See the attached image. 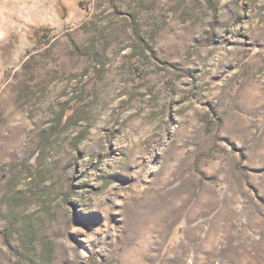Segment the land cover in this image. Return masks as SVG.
<instances>
[{
  "label": "rangeland",
  "instance_id": "1",
  "mask_svg": "<svg viewBox=\"0 0 264 264\" xmlns=\"http://www.w3.org/2000/svg\"><path fill=\"white\" fill-rule=\"evenodd\" d=\"M0 264H264V0H0Z\"/></svg>",
  "mask_w": 264,
  "mask_h": 264
},
{
  "label": "trees",
  "instance_id": "2",
  "mask_svg": "<svg viewBox=\"0 0 264 264\" xmlns=\"http://www.w3.org/2000/svg\"><path fill=\"white\" fill-rule=\"evenodd\" d=\"M138 70V69H137Z\"/></svg>",
  "mask_w": 264,
  "mask_h": 264
}]
</instances>
